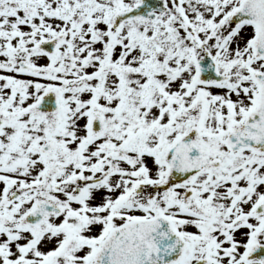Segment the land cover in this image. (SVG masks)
Returning <instances> with one entry per match:
<instances>
[{
  "label": "snow or ice",
  "instance_id": "6c2138e0",
  "mask_svg": "<svg viewBox=\"0 0 264 264\" xmlns=\"http://www.w3.org/2000/svg\"><path fill=\"white\" fill-rule=\"evenodd\" d=\"M0 264H264V0H0Z\"/></svg>",
  "mask_w": 264,
  "mask_h": 264
}]
</instances>
